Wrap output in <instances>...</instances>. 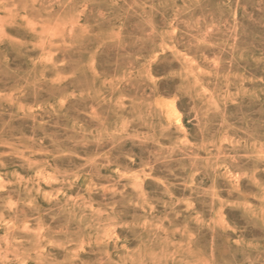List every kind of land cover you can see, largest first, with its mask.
<instances>
[{
    "label": "rangeland",
    "instance_id": "obj_1",
    "mask_svg": "<svg viewBox=\"0 0 264 264\" xmlns=\"http://www.w3.org/2000/svg\"><path fill=\"white\" fill-rule=\"evenodd\" d=\"M0 264H264V0H0Z\"/></svg>",
    "mask_w": 264,
    "mask_h": 264
}]
</instances>
